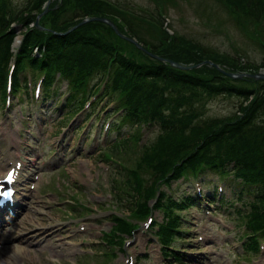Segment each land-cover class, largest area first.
<instances>
[{
	"label": "rangeland",
	"instance_id": "374dc122",
	"mask_svg": "<svg viewBox=\"0 0 264 264\" xmlns=\"http://www.w3.org/2000/svg\"><path fill=\"white\" fill-rule=\"evenodd\" d=\"M12 1L15 6L25 9L24 5L28 0ZM75 1L50 0L49 4L46 2L44 9L49 6V11L44 14L43 22L51 28L70 30L79 25L74 24L76 21L70 19L78 7V11L83 13L93 9L94 6L107 10L103 4L90 2H83L85 7L76 6L72 9L71 3ZM109 1L130 8V11L124 10L125 13L132 12L143 18L140 21L133 15L135 22L132 21V24L137 26L139 33L142 30L146 40L152 44L165 41V37L170 35L171 38L174 36L181 40L180 43L185 48L197 49L199 52H205L207 56L225 59L223 66L228 70L233 69L234 66L245 68L248 65L249 69H244L247 71L244 73L248 74L243 76L246 79H255L254 74L264 72V68L261 67L264 65V51L257 42L264 35V24L260 22V25L254 24V19L249 20L243 8L237 10L239 7L232 5L229 0ZM232 1L236 6L240 5V0ZM229 5L233 9L236 8L233 14L230 12ZM107 8L110 10L109 6ZM157 8L162 9L166 20L168 19L165 22L169 25L165 22L164 24L160 21L155 22V20L151 22L148 14L144 13L154 11L156 14ZM112 12L115 13L114 10ZM36 14L25 10V13L16 17L7 33H4L5 27H1L0 42L4 44L6 41L10 44L15 41L11 46L17 47L25 31L30 27L31 21L36 18ZM106 17L110 18V16ZM115 19L118 25L126 29L124 21ZM94 22L80 21L79 23L91 32V25L96 23ZM99 29L102 31L100 35L108 41L107 43L120 49V54L123 53L137 60L143 59L141 53L135 50L137 48L135 44L120 38L106 26ZM256 29L261 33L259 38H257L259 34ZM68 48V53L73 57L94 59L102 57L89 41L85 43L73 41ZM174 49H177V46ZM168 84L160 80L151 87L166 89ZM173 85L183 88L181 90L187 94L193 89V87ZM248 86L256 92H259L261 88L253 87L252 83ZM22 95L23 92H18L12 98L11 108L6 109L3 102H0V168L5 167L6 171L20 155L19 160L24 163V175L21 174L24 186L20 200L28 211L27 215H31L33 220L46 224L53 220L51 226L59 228L56 229L55 234L63 238L56 240L54 255L46 251L39 255V260L31 258L30 261L28 259L30 257L19 256L14 249H6L0 264H16L13 256H19L20 264H258L260 259L264 260V238H260L257 254H242L243 240L241 241L240 235L245 233L244 220L234 219L235 214L229 218L216 213L213 206L207 209L205 215H199L194 209L177 210L187 218L186 221L178 222V225L187 224L186 230L189 232L183 235V240L190 243L182 244V241L178 243L177 248L185 252L181 263L165 258L162 241L170 238L173 240L176 235L158 231L156 233L162 234L160 243L154 234L153 225L157 223L167 227V222L163 223L167 220V216L176 217L173 211L161 208L157 210L154 207L151 214L144 218L145 214L143 217L139 211L132 213L129 208L135 201L136 190L139 187H147L153 179V168L146 162V155L150 148L140 147L142 143L137 145L132 139L133 142L130 141L125 147L110 149L102 138L97 142L94 139L95 134L91 136L95 142L90 147V144L81 141L80 137L78 140V135L75 137V130L81 127L83 118L77 117L74 124L71 122L68 127L65 121L66 124L61 129L57 125L56 114L52 110H46V114L41 116L40 114L34 116L35 126L23 110L29 109V106L26 98L21 97ZM20 98L24 100V104L19 101ZM204 101L200 99L195 103L196 106L193 105L201 116V120L193 121V124L202 120L204 122L216 117L232 115L237 110L238 99L234 96H217L209 98L207 103H203ZM36 102L39 106L46 107L45 109L51 106V104H45L46 100L43 96L37 98ZM201 103L206 104L204 110L200 108ZM189 109L185 108L183 111H189ZM45 116L47 119H44ZM262 121L263 118L258 119L256 123L250 124L249 128L230 137L232 144L246 147L261 144L260 148L264 151ZM29 123L31 128L37 127L39 130L34 132L30 142L23 133ZM93 123L98 124L95 119ZM72 125L77 127L71 129ZM61 131L62 134H60ZM129 132L131 129L127 128L126 133ZM158 132L156 126L143 127L142 132L140 131L142 142L152 141L150 143L152 144L156 141ZM52 149H57V152H51ZM74 151L75 154L70 157L69 152ZM205 179H214V177L207 175ZM186 185L189 186V181L182 178L166 186L161 183L160 189L175 197L179 196L180 189ZM141 198H144L143 192ZM156 202V198L149 200L151 207ZM31 216L28 219H32ZM44 216L45 220H43ZM138 224L140 227L132 236L127 234L129 230L124 228ZM120 229L123 230L119 231ZM20 234L13 227H8L5 232L3 227L0 228V240H5L3 247H9L16 241L12 237H18ZM63 249L64 251H60Z\"/></svg>",
	"mask_w": 264,
	"mask_h": 264
},
{
	"label": "trees",
	"instance_id": "16d2710c",
	"mask_svg": "<svg viewBox=\"0 0 264 264\" xmlns=\"http://www.w3.org/2000/svg\"><path fill=\"white\" fill-rule=\"evenodd\" d=\"M242 1L239 8L244 6L245 12H248L247 17L249 20L254 19V24L260 25V22L263 25L264 0H245L244 4H242ZM31 2H34V5L29 12L35 10L39 12L47 0L29 1L28 5ZM83 2L103 4L107 10L94 6L93 9H89L86 13L79 12L78 6L85 7L83 6ZM230 3L233 5L232 0ZM76 6L78 8L70 18L76 21L74 24H77L86 16L106 15L110 16L117 23L118 21L115 18L120 19L126 24V29L119 25L123 33L137 37V40L150 51L179 63L192 64L209 58L223 66L224 61H226L222 58L207 56L196 49L185 48V46L181 45V40L174 36L172 38L166 36L165 41H158L153 44L148 42L142 34L143 31L140 29L141 33H139L137 26L132 24V21L133 23L135 22L133 19L134 13H125L124 10L127 11L128 9H118L105 0H76L71 3V8L73 9ZM108 6L110 10L107 8ZM157 12L158 9L156 10ZM150 13L154 14L153 11ZM139 14L142 15L141 13ZM11 15L12 7L10 1L0 0V24L8 23ZM134 16L140 21L143 19L137 14ZM156 18L151 17L150 21L155 20L156 22ZM104 26L114 33L106 24L96 22L91 25V32L82 25L69 34L68 38L62 37V39H65L64 54L68 55V45L74 40H78L80 43L89 41L91 46L102 55V58L99 59V65L105 67L107 64L113 63V71L109 76L107 91L111 89L114 92L123 93L124 103L128 107L125 119L140 123L150 116L163 127L160 139L152 144L150 155L146 157L149 165L157 171L166 172L177 158L189 156L190 152L196 146H199V148H203L204 151L202 153L205 157L214 156L215 159L218 158V162L236 161L238 163L237 171L243 168V164L249 167L247 171L253 177L260 171L263 174L262 182L251 184L250 190H253L255 186V194L258 198L263 197L261 201H263L262 204L264 205V151L260 148L262 145L254 144L250 147L244 145L237 146L232 144V141L229 139L230 137H234L238 132L249 128L258 119L263 118L262 122L264 123V88L261 87L259 92H256L248 86L249 83H252L253 87L258 89L261 85L264 86V81L246 78L233 80L219 72L215 67L206 64L197 69L182 70L168 63L157 61L138 48L135 50L141 53V57L143 58L141 60L133 59L123 55V53L112 60H108L113 55L114 49L100 35L102 31L99 28ZM6 29L7 26L5 27ZM256 32L259 34L257 36L259 38L261 33L257 29ZM56 39L58 41L59 38ZM37 40L42 41V37L39 36ZM257 42L264 51V35ZM49 43H51L50 40ZM176 46L177 49H174ZM187 46L189 45L187 44ZM87 62L91 64L94 62V59L88 57ZM234 67V70L249 69L248 65L245 68L243 66L241 68ZM74 70L76 74L85 73L81 72L80 65L77 64H75ZM90 76L91 72H88L86 77L89 78ZM157 80H164L169 83L167 88L158 89L157 86L151 87L157 84ZM173 84L193 87V89L187 94L181 90L183 88ZM85 87H87L86 83ZM218 95L234 96L238 99L237 110L234 114L213 118L204 122H195V124H193L192 117L197 120L199 119L196 110L188 112L187 115H182L184 111L181 110L195 108L193 105H196L195 103L200 99L207 100L208 97ZM248 101L250 102L246 104ZM76 109L77 107H74L70 103L67 114L63 119L65 120L70 117ZM261 132L264 134V129H261ZM129 140V137H121L119 141L112 144V149H116L120 145L125 147L129 144ZM190 157L193 158L188 159V165L194 166L197 161L194 159V156Z\"/></svg>",
	"mask_w": 264,
	"mask_h": 264
},
{
	"label": "water",
	"instance_id": "95a60500",
	"mask_svg": "<svg viewBox=\"0 0 264 264\" xmlns=\"http://www.w3.org/2000/svg\"><path fill=\"white\" fill-rule=\"evenodd\" d=\"M47 11V10H46ZM97 20H101V21H105V22H109V24L116 30V32L119 34V35H121L123 38H125V39H127V40H129L130 42H133V43H135L137 46H139L140 48H142L143 50H145L147 53H149L151 56H153V57H155V58H157V59H159V60H162V61H167V60H165V58H162V57H160V56H158V55H155V54H153V53H151V52H149L148 50H146L145 48H143L138 42H137V40L136 39H134V38H132V37H126V36H124V35H122L120 32H119V30L117 29V27H116V25L112 22V21H110V20H108V19H105V18H97ZM170 62L172 63V64H176L178 67H180V68H192V67H196V66H184V65H182V64H177L176 62H174V61H172V60H170ZM216 67H218L219 69H221L219 66H217L216 65ZM222 70V69H221ZM229 76H231V77H237V76H239V77H241L242 76V74H239V75H237V74H233V73H227ZM256 78H264V74H261V73H259V74H256V75H254Z\"/></svg>",
	"mask_w": 264,
	"mask_h": 264
},
{
	"label": "bare ground",
	"instance_id": "6f19581e",
	"mask_svg": "<svg viewBox=\"0 0 264 264\" xmlns=\"http://www.w3.org/2000/svg\"><path fill=\"white\" fill-rule=\"evenodd\" d=\"M26 215H27V214H26ZM30 216H31V215H30ZM30 216H29V217H30ZM33 216H34V215H33ZM29 217H28V218H29ZM25 218H26V217H25ZM31 218H32V216H31ZM50 219H51V218H50ZM50 219H49V220H50ZM38 220H39V219H38ZM43 220H45V216H44V219H43ZM49 220H48V221H49ZM30 222L33 223V224L36 223V221H31V220H30ZM45 222H46V221H45ZM17 249H18L19 251H21L22 253H25V252H26V250H25L24 248H22V247L17 248Z\"/></svg>",
	"mask_w": 264,
	"mask_h": 264
},
{
	"label": "snow or ice",
	"instance_id": "6c2138e0",
	"mask_svg": "<svg viewBox=\"0 0 264 264\" xmlns=\"http://www.w3.org/2000/svg\"><path fill=\"white\" fill-rule=\"evenodd\" d=\"M8 179H9V180H11V179H12V177H11V176H9V177H8Z\"/></svg>",
	"mask_w": 264,
	"mask_h": 264
}]
</instances>
